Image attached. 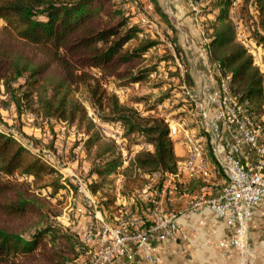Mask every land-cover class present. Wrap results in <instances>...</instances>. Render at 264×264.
Wrapping results in <instances>:
<instances>
[{"label": "trees", "instance_id": "16d2710c", "mask_svg": "<svg viewBox=\"0 0 264 264\" xmlns=\"http://www.w3.org/2000/svg\"><path fill=\"white\" fill-rule=\"evenodd\" d=\"M144 1L149 4V13L174 34L164 56L157 54L164 42L142 35L143 26L131 22V7L148 13L138 0H0V96H6L1 103L15 106L19 117L28 114L35 121L84 129L89 136L86 149L94 152L91 175L97 180L88 189L95 196L114 174L123 178L120 195L124 198L145 188L149 183L146 176L158 175L151 190L157 198L166 176L180 170L182 160L176 156L169 126L158 106L180 91L192 113L194 104L185 92L194 89L195 83L182 58L174 24L158 0ZM233 1L209 0L199 12L210 19L205 48L211 65L228 79L231 93L248 102V110L261 121L264 74L238 40L231 17ZM237 16L241 25L251 23L250 40L264 47V0H239ZM176 55L182 58V68ZM163 63L169 75L155 87L166 90L159 98L130 96L121 101L106 87L110 81L123 88L137 87L149 81ZM173 79H177L176 84ZM80 97L92 109V118ZM93 118L122 129L128 155L139 145H150L152 150L139 151L122 168L120 145L102 136ZM0 127V264L73 262L82 247L80 237L59 220L63 207L51 202L66 188L57 163L28 148L43 147L38 138L21 128L9 132L1 121ZM200 134L201 139L205 137L201 146L209 168L224 176L209 138L203 131ZM211 183L196 175L185 189L191 192ZM43 192L47 193L44 197ZM98 203L106 220L120 213L115 196L100 197Z\"/></svg>", "mask_w": 264, "mask_h": 264}, {"label": "built area", "instance_id": "2783aa9c", "mask_svg": "<svg viewBox=\"0 0 264 264\" xmlns=\"http://www.w3.org/2000/svg\"><path fill=\"white\" fill-rule=\"evenodd\" d=\"M238 2L234 0L232 7ZM211 66L209 83L199 90L187 89L185 93L194 104V116L224 172L223 183L186 191L189 183L184 175L191 179L196 175L208 178L215 174L204 159L202 139H188L187 158L180 164L179 173L166 176L157 198L148 188L142 190L141 212L129 220L115 225L107 222L99 209L98 198L96 201V196L87 192L83 206L88 213L94 209L93 220L83 229L75 230L82 247L77 258L67 264H114L131 256L133 249L142 250L153 261L152 238L174 244L183 235L177 222L180 213L173 210L177 199L185 201V213L213 212L233 234L230 245L241 256L246 253L253 209L264 203V126L261 123L264 117L260 121L256 113L249 111L248 102L234 96L228 79L216 65ZM174 135L175 130L170 132L171 137Z\"/></svg>", "mask_w": 264, "mask_h": 264}, {"label": "rangeland", "instance_id": "374dc122", "mask_svg": "<svg viewBox=\"0 0 264 264\" xmlns=\"http://www.w3.org/2000/svg\"><path fill=\"white\" fill-rule=\"evenodd\" d=\"M138 1L144 4L148 13H145L142 8L139 10L135 6L131 7V22L133 24L143 26L145 31L144 33H142V35L149 34L152 39L164 42L163 45H160L157 48V54L164 56V54H166L165 48L167 47V44L170 42V40L173 39L174 34L163 23L159 21L158 17H156L152 13H149L150 7L146 1ZM182 2L185 3L187 14L184 15L181 11H179L178 13L180 14V16L184 20L192 16L195 22L194 24L200 26L203 31V35L206 37V26H208L210 19L204 16H200L199 12L202 11L209 4V0H183ZM176 3H181V1L177 0ZM237 10L238 4L235 7L231 8V17L236 24L238 40L246 46V48L252 55L256 54V57H254L253 55L255 64L264 74V47H260L250 40V30L248 27L251 25V23H248L246 26H244V24L241 25L240 20H238ZM251 13L256 19V11L252 10ZM210 17L212 18V16ZM170 21L174 24L175 28L177 29L178 26L176 25V21L173 17L172 20L170 19ZM1 24L2 22H0V25ZM177 32L179 33V35H181V37L187 36L183 39V43L186 46L189 43H192V36L190 35L187 27H182L181 31L177 29ZM201 47L204 46L201 45ZM170 50L174 51L173 48H170ZM153 52L155 51L153 50ZM182 54V58H184V50ZM176 58L178 64L182 68V58H180L178 55H176ZM185 62L188 63L186 58ZM259 62L260 64H258ZM168 75V68L165 67L163 63L159 66L158 72L152 74L151 79L149 81L142 83L137 87H119V85L114 81H110L106 85V87L110 92L116 93L120 97L121 101L127 100L130 96H152V98L156 99L161 97L163 94H166V90L164 89V87L160 89H155V87L165 82L166 77ZM21 82H23V80ZM173 82H175L174 84H176L177 79H173ZM80 98L84 102V97ZM2 100L6 101V96H0V121L7 124L9 128L8 131L15 133L17 128H21L25 133L38 138L41 141L43 147H34L30 145L28 148L31 149L34 153L39 154L45 160L50 159L54 160L57 163V169L61 172L64 177L63 182L66 188L62 190L55 199L51 200V202L53 204L60 205L63 207V211L61 216L59 217V220L64 225L70 226L72 229L73 226L77 227L78 222L80 220V215L84 216L88 213L86 211L88 209L84 208L83 206L87 192L89 194L91 193L88 189V186L91 185L95 180H97V177L95 175H91V171L93 168L92 166L94 164V152L91 151L90 153L86 149V141L89 138L88 134L85 133L84 129H80L77 125L68 127L64 123H56L54 121L48 124L47 122L41 120L35 121L34 117L28 114H24L22 115V117H19L16 112L15 106H4L1 103ZM183 100L184 98L181 96V92L177 91L171 101L165 102L158 106V111L159 114L165 118L169 126L170 132L175 130V135L172 137L170 136L173 139L174 144L182 143L184 147H187L188 139H191L193 141L200 140V137L202 136L200 133L202 130L199 127L198 119L194 116V112L192 111V113H190V110H188V107L183 102ZM84 105L87 108L88 116L92 118V109L90 108L88 103L84 102ZM93 121L102 136H104L106 139L114 140L117 142V144L120 145L122 149L121 154L123 159L122 168L127 167L129 161L134 158L136 153H138L139 151L143 149L149 151L152 150V147L150 145H139L133 147L132 153L128 155L125 150L126 142L122 139L123 132L119 126L101 124L95 118H93ZM0 129H2V127H0ZM202 140L203 141L201 142L205 141L204 136ZM145 178L146 180H149V183L146 184L145 188H148V190H150V192L155 197L154 192L151 190L154 187L159 176L153 175L151 178L148 176H146ZM224 178L225 177L223 176V174L215 173L212 179L211 177H208L207 179H210L212 183H220L223 182ZM122 183V176L120 174H114L108 179V182L101 189L100 193L96 196V201L97 198L99 199L100 197H116V205L119 206L120 213L115 214L113 216L110 215L109 219L107 220V222L113 225L122 221L129 220L132 216H135L136 213L141 212V192L145 188L134 192V195L130 196L129 198H124L120 195ZM84 189H86L85 192L80 191ZM46 195L47 193L43 192L41 196L44 197ZM93 212L94 209H90L88 214L92 215ZM77 215L79 217H77Z\"/></svg>", "mask_w": 264, "mask_h": 264}, {"label": "crops", "instance_id": "0c3cea01", "mask_svg": "<svg viewBox=\"0 0 264 264\" xmlns=\"http://www.w3.org/2000/svg\"><path fill=\"white\" fill-rule=\"evenodd\" d=\"M176 1L158 0L168 17L171 20L173 17L176 21L177 29L181 31L182 27H187L192 36V43L187 46L183 43L184 37L187 36L179 35V42L190 65V74L193 77L195 89L199 90L212 78V66L205 48L208 40L203 35L200 26L194 24L192 16L188 17V20L180 16L179 11L184 15L187 14L186 6L183 0H179L181 3L178 4ZM187 151V147H184L182 143L175 144V153L182 160L181 163L186 161ZM184 179L190 183L192 178L188 179L184 175ZM222 183L212 184L221 185ZM184 209L185 201L177 199L173 204V210L180 213L177 222L182 227L183 235L176 243L166 244L152 238L151 241L155 248L153 261L148 260L142 250L133 249L131 256L123 257L114 264H264V203L253 209L252 221L248 228V249L243 256L230 245L233 234L213 212L202 210L189 214L185 213ZM92 220L93 215L91 214L80 215L78 226H73V229L81 230Z\"/></svg>", "mask_w": 264, "mask_h": 264}]
</instances>
